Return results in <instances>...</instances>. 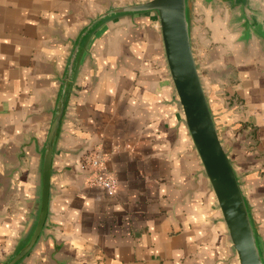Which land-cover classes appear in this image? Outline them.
<instances>
[{
    "label": "crops",
    "instance_id": "1",
    "mask_svg": "<svg viewBox=\"0 0 264 264\" xmlns=\"http://www.w3.org/2000/svg\"><path fill=\"white\" fill-rule=\"evenodd\" d=\"M113 1L0 0V264L34 221L40 150L72 45ZM188 23L264 251V0H188ZM85 150L102 154L114 192L77 173ZM18 264H237L152 13L107 23L84 48L52 162L47 221Z\"/></svg>",
    "mask_w": 264,
    "mask_h": 264
},
{
    "label": "water",
    "instance_id": "2",
    "mask_svg": "<svg viewBox=\"0 0 264 264\" xmlns=\"http://www.w3.org/2000/svg\"><path fill=\"white\" fill-rule=\"evenodd\" d=\"M152 13L158 25L168 77L171 81L183 124L197 154L227 231L237 264H264V251L256 236L247 201L233 163L225 150L211 113L194 60L188 23V0H141L109 5L87 21L76 37L60 81L56 102L42 142L39 158L38 192L34 221L27 236L2 264H18L31 251L47 221L51 201L52 162L61 132L68 96L79 58L94 32L107 23ZM77 159V173L89 155Z\"/></svg>",
    "mask_w": 264,
    "mask_h": 264
},
{
    "label": "built area",
    "instance_id": "3",
    "mask_svg": "<svg viewBox=\"0 0 264 264\" xmlns=\"http://www.w3.org/2000/svg\"><path fill=\"white\" fill-rule=\"evenodd\" d=\"M105 159L99 152L89 154L82 163V168H89L93 176L89 179V185L101 187L108 192H114L116 181L112 176L102 174Z\"/></svg>",
    "mask_w": 264,
    "mask_h": 264
},
{
    "label": "rangeland",
    "instance_id": "4",
    "mask_svg": "<svg viewBox=\"0 0 264 264\" xmlns=\"http://www.w3.org/2000/svg\"><path fill=\"white\" fill-rule=\"evenodd\" d=\"M130 1H141V0H114L113 2L118 5L127 4ZM123 2V3H122ZM122 3V4H121Z\"/></svg>",
    "mask_w": 264,
    "mask_h": 264
}]
</instances>
